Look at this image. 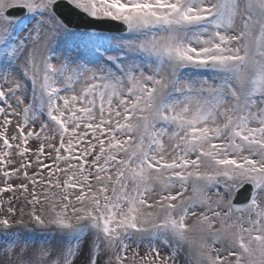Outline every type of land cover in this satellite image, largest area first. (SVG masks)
<instances>
[{"label":"snow or ice","instance_id":"snow-or-ice-1","mask_svg":"<svg viewBox=\"0 0 264 264\" xmlns=\"http://www.w3.org/2000/svg\"><path fill=\"white\" fill-rule=\"evenodd\" d=\"M0 264H264V0H0Z\"/></svg>","mask_w":264,"mask_h":264}]
</instances>
